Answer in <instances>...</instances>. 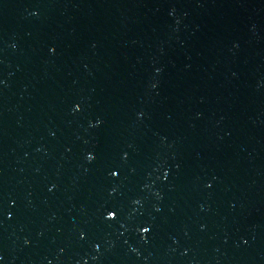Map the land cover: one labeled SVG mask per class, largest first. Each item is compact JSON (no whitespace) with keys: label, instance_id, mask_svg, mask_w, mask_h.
Segmentation results:
<instances>
[{"label":"water","instance_id":"95a60500","mask_svg":"<svg viewBox=\"0 0 264 264\" xmlns=\"http://www.w3.org/2000/svg\"><path fill=\"white\" fill-rule=\"evenodd\" d=\"M0 264H264V0H0Z\"/></svg>","mask_w":264,"mask_h":264}]
</instances>
